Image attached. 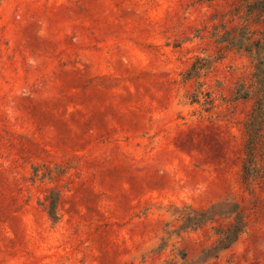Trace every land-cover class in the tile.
<instances>
[{
	"label": "rangeland",
	"instance_id": "374dc122",
	"mask_svg": "<svg viewBox=\"0 0 264 264\" xmlns=\"http://www.w3.org/2000/svg\"><path fill=\"white\" fill-rule=\"evenodd\" d=\"M262 62L264 0H0V264L194 260L232 219L161 251L172 207L226 199L205 264H264Z\"/></svg>",
	"mask_w": 264,
	"mask_h": 264
},
{
	"label": "trees",
	"instance_id": "16d2710c",
	"mask_svg": "<svg viewBox=\"0 0 264 264\" xmlns=\"http://www.w3.org/2000/svg\"><path fill=\"white\" fill-rule=\"evenodd\" d=\"M264 62L260 63L258 67V72L255 75L258 84V94L257 100L253 112L250 115V121L247 124L248 130L250 132V141L249 151L253 150V146L259 136V131L262 127V122L264 118ZM257 127V128H256ZM175 211L177 221L181 224L179 229L169 230L168 225L166 224L165 235L167 238H162L159 243L158 250H163L167 247L169 241L173 238L174 235H177L178 231H187V230H197L203 226L213 222L216 218H226L232 219L229 227L225 229H219L218 241L211 247L204 248L199 256L194 260H189L187 258L186 252H179L178 258L180 261H170L166 264H205L208 261L217 258L220 253L224 250L229 249L239 238L241 233L245 228V215L240 210V204L234 202L233 200H223L216 204L211 205L206 209H194L191 207H172ZM57 204L56 201L51 200L48 206V214L50 218L55 221L57 217Z\"/></svg>",
	"mask_w": 264,
	"mask_h": 264
}]
</instances>
